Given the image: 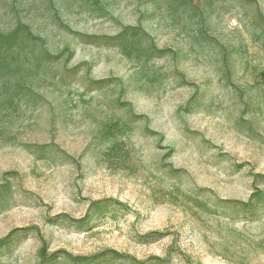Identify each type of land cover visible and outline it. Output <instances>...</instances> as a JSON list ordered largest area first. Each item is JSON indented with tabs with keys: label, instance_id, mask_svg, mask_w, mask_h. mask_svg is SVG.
I'll list each match as a JSON object with an SVG mask.
<instances>
[{
	"label": "rangeland",
	"instance_id": "1",
	"mask_svg": "<svg viewBox=\"0 0 264 264\" xmlns=\"http://www.w3.org/2000/svg\"><path fill=\"white\" fill-rule=\"evenodd\" d=\"M0 264H264V0H0Z\"/></svg>",
	"mask_w": 264,
	"mask_h": 264
}]
</instances>
